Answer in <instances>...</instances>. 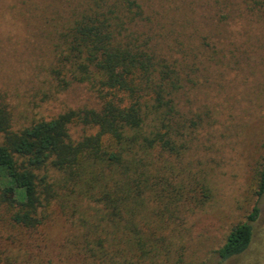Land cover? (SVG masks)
Segmentation results:
<instances>
[{
  "label": "trees",
  "instance_id": "1",
  "mask_svg": "<svg viewBox=\"0 0 264 264\" xmlns=\"http://www.w3.org/2000/svg\"><path fill=\"white\" fill-rule=\"evenodd\" d=\"M248 1L264 14V0ZM141 16L136 0H91L55 36V88L84 84L97 110L69 109L14 129L0 103V203L24 229L40 225L51 203L87 211L78 215L81 249L94 262L181 264L176 232L212 191L177 166L193 142L175 105L182 76L137 35ZM76 125L88 133L73 138ZM257 177L259 200L264 158ZM257 217L255 203L229 228L220 261L248 249Z\"/></svg>",
  "mask_w": 264,
  "mask_h": 264
},
{
  "label": "rangeland",
  "instance_id": "2",
  "mask_svg": "<svg viewBox=\"0 0 264 264\" xmlns=\"http://www.w3.org/2000/svg\"><path fill=\"white\" fill-rule=\"evenodd\" d=\"M90 2L0 0V103L14 129L69 109L99 108L84 84L56 89L51 74L57 32ZM136 2L142 11L137 35L182 76L175 105L193 142L177 166L203 176L212 191L176 232L181 264H264V193L256 198L264 158V14L248 0ZM86 132L78 125L70 129L78 139ZM255 203L250 246L220 261L216 250L229 228ZM72 209L51 203L40 225L24 229L0 203V264H106L81 249L78 217L87 211Z\"/></svg>",
  "mask_w": 264,
  "mask_h": 264
}]
</instances>
